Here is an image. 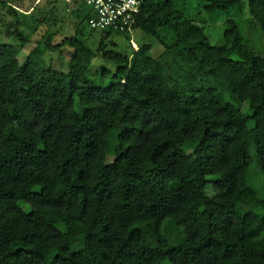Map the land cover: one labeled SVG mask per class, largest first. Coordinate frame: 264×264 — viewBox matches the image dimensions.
<instances>
[{"label": "trees", "instance_id": "obj_1", "mask_svg": "<svg viewBox=\"0 0 264 264\" xmlns=\"http://www.w3.org/2000/svg\"><path fill=\"white\" fill-rule=\"evenodd\" d=\"M65 1L68 72L41 64L50 40L24 65L0 50V264H264V57L233 20L211 44L185 0H142L134 31L163 52L130 39L122 54ZM242 1L201 5L213 21ZM248 13L264 35V0ZM96 54L117 65L107 85L90 77Z\"/></svg>", "mask_w": 264, "mask_h": 264}, {"label": "rangeland", "instance_id": "obj_2", "mask_svg": "<svg viewBox=\"0 0 264 264\" xmlns=\"http://www.w3.org/2000/svg\"><path fill=\"white\" fill-rule=\"evenodd\" d=\"M2 1L5 3H0V50L7 49L17 57L20 64L24 65L37 46L41 45L42 50H44L46 47L45 43L50 40L49 42L54 47L53 49H46V52L43 54L41 64L45 69H49L51 71L68 72L70 63L75 53L74 48L69 45L58 46L56 48L55 45L60 44L66 37H72L76 34L75 30L79 21L72 16L70 18V15H68L70 14L68 11L69 1H57L60 9L57 10L53 15L54 24L52 22L53 20L47 24L39 21L40 17H43L49 10L51 7L49 5L53 4V0H36V3H34L35 0ZM248 1L249 0H243L241 7L238 9H232L228 13H221L218 18L213 21H207L209 17L206 15L203 6L201 5V3H204L201 2V0H185V7L187 8L190 15L196 16L198 25L204 28V33L211 44L217 45L222 41L224 31L226 26H228V23L226 25V22L233 20L237 24L244 40L252 46L254 51L264 57V35L262 34L261 30L255 28V25L253 24L254 22L249 16ZM38 2L40 7L38 8L35 15L23 17L21 14L16 15L9 13L8 5H12L15 8L23 10L24 12L31 10V8L34 7V5ZM202 20H206V22L203 24ZM19 21H21V23H19ZM70 21L71 24H69ZM22 22H24V25ZM85 28L88 33H91V29L88 27V25H85ZM13 31L15 32L14 35L11 34ZM16 31L24 33L27 41H23L20 39V37H17ZM101 34V32H94L89 38L90 40L88 41V44L93 51H96L99 47ZM130 35L131 36L114 34L110 39L107 40L109 43L108 49H111V43L115 42L117 45L115 48L117 52L131 55L133 49L129 40L132 39L137 47H139V45L145 44L151 45V57H159L163 52V48L159 45L154 37L139 30L134 31ZM116 69L117 65L115 63L105 60L101 55L96 54L93 58L92 66L90 68V77H94L96 81H98V84L102 83L107 85L111 82L112 76L115 74ZM103 71H108L104 82L98 79ZM244 111L246 112L245 108ZM39 147L44 148L42 144H40ZM209 192L213 193L212 190H209ZM24 210L29 212L31 210L30 205L25 204Z\"/></svg>", "mask_w": 264, "mask_h": 264}, {"label": "built area", "instance_id": "obj_3", "mask_svg": "<svg viewBox=\"0 0 264 264\" xmlns=\"http://www.w3.org/2000/svg\"><path fill=\"white\" fill-rule=\"evenodd\" d=\"M82 1L92 8L94 13V17L89 21L91 29L95 31L109 30L113 34L133 33L136 19L140 14L142 0ZM135 50H138L136 46Z\"/></svg>", "mask_w": 264, "mask_h": 264}, {"label": "clouds", "instance_id": "obj_4", "mask_svg": "<svg viewBox=\"0 0 264 264\" xmlns=\"http://www.w3.org/2000/svg\"><path fill=\"white\" fill-rule=\"evenodd\" d=\"M133 44L136 46V44H135V43H133ZM134 45H133V46H134ZM135 46H134V48H135ZM136 47H137V46H136ZM137 48H138V47H137Z\"/></svg>", "mask_w": 264, "mask_h": 264}]
</instances>
